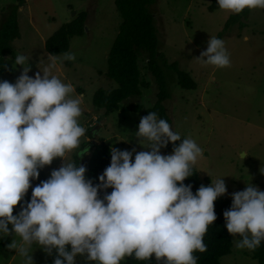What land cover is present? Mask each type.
<instances>
[{"label":"clouds","instance_id":"obj_1","mask_svg":"<svg viewBox=\"0 0 264 264\" xmlns=\"http://www.w3.org/2000/svg\"><path fill=\"white\" fill-rule=\"evenodd\" d=\"M218 5L240 14L264 9V0H218ZM63 58L75 61L76 56L65 53ZM27 59L19 54L15 65L23 66ZM56 59L49 56L43 75L29 76L30 67H24L15 83L0 81V236L21 238L8 248L18 250L23 264H33V243L49 254L55 249L54 264H76L78 254L96 264H120L126 256H155L157 264H197L194 253L206 251L203 237L217 219L214 202L227 193L224 179L201 185L194 194L183 182L192 176L203 150L194 139L184 138L172 154L162 155L160 149L175 145L181 136L150 112L141 118L136 136L151 151L136 152L133 162L135 150L112 147L110 166L94 186L85 166L65 162L86 129L79 123L83 97L74 96L73 85L53 74ZM198 59L205 66H231L224 41L214 36ZM58 157L63 165L32 188L30 202L14 214L39 170ZM101 188L112 191L101 199ZM232 196L231 209L223 213L227 230L240 237L237 249L254 251L264 241V191L248 184Z\"/></svg>","mask_w":264,"mask_h":264},{"label":"rangeland","instance_id":"obj_2","mask_svg":"<svg viewBox=\"0 0 264 264\" xmlns=\"http://www.w3.org/2000/svg\"><path fill=\"white\" fill-rule=\"evenodd\" d=\"M210 0H153L149 11L157 32L158 49L167 63L176 62L180 70L188 72L196 82L194 89L181 88L173 70L159 60L170 94L163 101L171 118L172 129L184 138H192L203 150V156L193 166L203 181L223 178L227 187L224 194L233 202L232 194L246 190L248 184L264 185V9L249 10L237 22L226 20L234 14L220 8L210 11ZM17 5L19 37L9 44L13 54L3 61L9 67L0 73V81L15 83L23 68H29V76L50 64V55L44 48L45 40L63 23L84 12V34L70 39L65 53H74L75 61L64 60V54L53 55L56 67L53 74L75 88L74 96H82L83 114L79 123L86 129L77 149L68 153L65 162L86 167L91 151L87 142H105L111 148L136 152L151 151L140 144L136 136L138 125L146 109L157 100V84L147 69L145 53L138 57L141 79L148 86H141V94L122 101L118 110L105 113L93 105L96 90H110L113 82L104 72L107 69L109 49L118 32L120 16L114 0H0V28L11 6ZM231 20V19H230ZM243 23V25H242ZM211 36L222 39L230 53L231 66L216 68L205 66L198 59L206 51ZM248 39L245 40L244 37ZM23 54L28 59L16 66L15 58ZM207 59V57H205ZM128 104H140L139 111L127 109ZM92 135L90 136V134ZM144 143L147 145V141ZM88 149L83 156L79 153ZM162 155H169L160 149ZM64 163L55 158L51 165L43 167L47 178L54 169ZM9 224V229H12ZM21 238L14 233L0 236V264H23L18 250L8 245ZM232 237L231 252L220 259V264H259L246 249H237ZM51 254L39 244L33 243L30 254L33 264H45ZM123 260V259H122ZM86 255H77L76 264H95Z\"/></svg>","mask_w":264,"mask_h":264},{"label":"trees","instance_id":"obj_3","mask_svg":"<svg viewBox=\"0 0 264 264\" xmlns=\"http://www.w3.org/2000/svg\"><path fill=\"white\" fill-rule=\"evenodd\" d=\"M23 2V0H20ZM153 0H114L115 7L120 16L118 32L109 49L107 56V69L104 72L105 76L113 82L110 90L98 89L92 97L94 106L103 109L104 112L111 113L118 110L120 103L131 96L141 94V86H148L147 82L141 79L140 69L138 66V57L141 53H145L147 58V69L153 74L157 84L158 93L155 103L146 109V114L150 112L157 113L158 118L165 119L171 126V118L167 114L163 101L167 100L170 94L167 91L166 79L163 69L159 64V60L166 66L167 69L173 70L176 74L178 85L184 89H194L196 82L190 77L188 72L180 70L176 62L167 63L162 52L158 49L157 32L153 23V15L149 11V5ZM218 0H210L208 9L213 11L218 9ZM249 13V9H245L240 14H232L226 20V28L229 24L237 22L242 16ZM84 12H80L77 16L66 23H63L57 30L53 32L44 42V48L50 55H59L68 51L70 39L74 36H82L84 34L85 24ZM231 19V20H230ZM243 25V23H242ZM17 24V5L11 6L10 13L3 22L0 28V73L8 69V65L4 63L5 55L13 54L12 47L9 42L19 37ZM127 109L139 111L140 104H128ZM92 133L90 134V136ZM178 141L175 145L169 142L167 147H162L165 153L173 152V148L178 146ZM87 147L91 151L86 168V179H90L93 185L100 184L99 176L111 163V147L105 143L87 142ZM39 179L31 181L32 187L29 188L24 200L14 208V214H18L25 202H30L32 188L47 180L43 168L40 170ZM185 185H191L192 191L195 194L201 185L210 186L211 181L205 178L200 179L198 173L192 167V176L185 179ZM111 188L100 189V198L102 199L106 193H110ZM264 191V185L261 188ZM232 201L226 196H220L215 202V213L217 219L213 224L208 226V230L203 237V242L206 245V251H196L194 255L197 257V264H220L222 256L231 252L232 237L226 227V220L223 213L230 210ZM240 239L239 236H237ZM2 243L0 242V250ZM69 245V250H70ZM251 258L255 259L259 264H264V241L254 251L247 250ZM58 253L55 250L49 260L45 264H54ZM96 264V263H95ZM120 264H157L155 256L150 260H137L134 256H126L121 260Z\"/></svg>","mask_w":264,"mask_h":264}]
</instances>
